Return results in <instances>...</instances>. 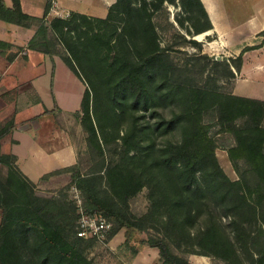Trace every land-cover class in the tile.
<instances>
[{
	"label": "trees",
	"instance_id": "1",
	"mask_svg": "<svg viewBox=\"0 0 264 264\" xmlns=\"http://www.w3.org/2000/svg\"><path fill=\"white\" fill-rule=\"evenodd\" d=\"M195 2L205 19L204 24L195 26V34H198L212 27L200 0ZM50 6L51 0H46L42 18L35 19L22 11L20 0H11L10 6L0 0V19L18 24L37 20L39 24L33 36L24 45L27 51L37 50L52 56L51 31L69 53L60 55L69 70L81 81L88 75L96 84H100V76L105 74L107 87L102 91L106 102L102 106L104 110L90 109L88 88L80 103V121L87 133L86 141L100 158L97 167L83 174L76 162L46 175L72 167L69 184L75 185L83 195L81 210L106 216L112 222L111 235L122 228L123 244L132 252L144 247L156 248L161 264H196L173 252L167 239L171 233L184 232L194 224L198 225L194 235L197 245L210 249L209 252L199 250V253L223 257L228 261L225 264H242L234 258L236 240L231 239L221 217L235 211L250 214L251 219L239 221L238 226L241 224L248 229L252 223L258 225L255 229L249 228L245 245L252 252L251 264H264V100L190 87L191 104L185 111L170 118L161 117L152 125L145 122L137 130L134 116L130 126L112 138L119 151L104 164V146L109 144L104 124L106 120L115 121L119 115L110 106H116L117 101L119 110L134 115L140 108L139 103L143 102L141 109L147 110V101L153 103L158 97L155 93H160L164 86L163 83L161 88L148 91L145 81L146 77L153 79L155 65L163 59L154 25L146 13L145 0H117L105 18L71 13L65 18L47 20ZM112 6L124 9L120 13V26L110 24ZM133 15L135 21L132 22ZM93 21L103 26L90 29ZM85 24L87 30L78 31L81 34L77 38L70 35ZM135 33L144 41V52L138 61L130 57L128 44ZM260 35L264 39V31ZM116 41L121 42L122 47H117ZM10 47L9 42L0 40L1 55H6ZM256 47L243 49L236 57L237 64L231 65L238 70L242 53ZM16 49L15 53L6 55L7 60L11 61L22 47ZM102 49L111 51L109 60ZM117 91L119 98L114 95ZM5 94L1 93L0 97ZM129 95L131 103L127 102ZM210 98H213L210 106L218 112L217 124L235 140L227 154L238 173L236 179L229 178L220 167L214 154V142L201 122L202 104ZM58 111L54 101L52 109L25 122L0 123V140L19 125L51 117ZM74 115L78 117L80 112L76 110ZM179 125H182L180 141L155 145L152 138L155 131L161 129L166 133ZM0 164L7 167L4 176H0V264H95L84 253L93 237L76 233L81 210L74 212V205L70 208L69 202L57 197L38 195L35 183L19 169L14 156L0 153ZM143 185L148 186L149 206L146 213L137 216L130 211L128 198ZM147 220H153V225L162 224L163 229L157 227L158 234L142 235L147 229Z\"/></svg>",
	"mask_w": 264,
	"mask_h": 264
},
{
	"label": "rangeland",
	"instance_id": "2",
	"mask_svg": "<svg viewBox=\"0 0 264 264\" xmlns=\"http://www.w3.org/2000/svg\"><path fill=\"white\" fill-rule=\"evenodd\" d=\"M145 7L146 13L150 15L152 24L154 25L156 40L163 54L162 61L155 65L154 74L151 75L153 79L149 80V78L146 77L145 81L148 91L154 90V88H161L163 83L164 86L160 90V93H155L158 97L155 98L153 103L147 101V110L141 109V104L143 102L139 103L140 108H138L134 115L127 110H119L117 101V105L115 104L116 106H110L111 110L119 113V115L118 119L115 121L106 120L104 124L106 137L109 142L107 147L104 146V164H107L111 160V157L119 151L115 149L112 138L116 137L118 132L121 135L125 128L130 126L134 116L137 117L135 119V125L137 126L135 127L137 130L140 125H143L145 122L152 125L153 122L158 121L161 117L170 118L174 114L185 111L191 104L190 94L188 93L190 87H205L210 91L220 92L222 94H233L235 71L237 72L238 70L231 64H237V55L231 57L221 48L214 47L206 51L203 49V45L206 44L207 41L215 38V36H213V34H204L202 38L198 39L197 36L204 32L195 35V26H201L205 23V19L195 0H184L182 3L181 0H174L173 3L165 0H145ZM122 11H124L122 6L111 7L109 15L112 18L110 20L112 26L121 25L119 19ZM97 12L99 16H103L102 18L107 16L108 13L104 16L106 8L103 2H98ZM133 21H135V16L132 17V22ZM90 25L92 26L90 29L103 26L102 23L96 21H93ZM71 28L75 29L74 25H71ZM83 29L87 30L86 24L80 28H76V31L71 32L70 35L77 38L78 34H81L78 31H84ZM137 35L138 33H135L132 39H128L130 57L136 61L140 59V55L144 52L142 49L144 41ZM50 36L52 39L51 49L54 53L52 57L58 58L62 54L68 56L69 53L67 50L51 31ZM120 44L121 42L119 43V41H116L117 47L122 45ZM101 52L104 53L106 51L102 49ZM106 53L109 60L112 53L110 50ZM48 57L50 61H48L46 65H40L36 69L38 74H41L37 79L38 93L41 100L38 98V102L36 100L37 96L35 95L28 97V100H30L32 104L30 103L31 105L29 104L27 107H23L19 116L33 117L46 109L50 110L53 108V96L51 94L50 79L48 77L49 74H51V70H53L54 62L51 56ZM230 69L233 74L230 72ZM54 70L56 71L57 83L59 84L57 89L61 92L63 97L72 98L74 86L68 78L70 74L69 68L60 61ZM44 71H46L45 74H43ZM101 73L105 72L101 71ZM105 77V74H101V82L100 84L99 82L96 84L88 75L83 76L82 82L84 84V89L88 88L89 90V105L91 110L93 107L97 108L98 111L105 109V107H102L106 104L104 93L102 92L105 87H107ZM104 92H106V90ZM236 92L239 94L253 95L254 88H237ZM114 95L116 98L120 97L118 91ZM26 98L21 97V100H26ZM212 100L213 98H210L203 102V110L200 112L201 122L205 125L208 135L214 142V154L220 167H222L229 178L236 179L238 178V173L232 166L227 154V150L235 145V140L230 132L223 130L217 124L218 112L215 107L210 106ZM127 102L131 103V95L127 97ZM78 111L80 112L78 117L74 115V111L64 113L58 111L53 116L49 117V122L44 125V128L50 133L54 129L66 138H70L77 155L76 166L80 173L84 174L97 167L96 164L100 158L96 156V152L92 150V148H89V144L86 141L87 133L83 129L80 121V107ZM8 121H10V119ZM6 122L7 121L4 123ZM23 125L32 127L35 134L39 133L41 135L45 133L39 130L40 121H34L32 125L30 123ZM24 127L25 126H22V128ZM136 130L134 131L135 135H137ZM152 138L155 145L159 147L169 141L178 142L182 138V125L176 126L174 130L166 133L162 132L161 129L157 130L152 134ZM117 141L120 142L119 139ZM239 163L241 162L239 161ZM71 171L72 167L69 170L53 174L51 181L43 182L41 186L36 188V193L41 196H54L69 202L70 208H72V205L75 206L74 212L79 209L81 210L80 205L83 203V195L80 189L75 185L69 184ZM0 176H4V174L0 173ZM147 193L148 186L143 185L128 198V206L132 214L141 216L146 213L149 206ZM249 219H251L250 214H242L237 211L232 215H224L221 217L222 225L228 231L231 239L234 241L236 240L235 246L237 247V252L234 258L242 264L252 263V252L247 249L245 242L249 238L247 235L249 228L252 230L258 225L252 223L248 229H245L241 224L238 226V222L242 220L247 222ZM59 220H61V217ZM147 223V229L142 235H155L158 234L157 227H159L160 230L163 229V225L160 223H154L155 225H153V220H147ZM197 228L198 225L194 224L189 226L184 232L175 231V233L168 235L167 239L173 252L196 264L227 263L228 261L223 257L198 252L199 250L209 252L210 249L197 245V239L194 237ZM237 232H239L238 235ZM259 237L261 238V236ZM123 239L122 228L113 235H111L109 231L105 232L103 236L90 239L84 253L87 258L91 259L95 264H161L156 248L144 247L138 252H132L123 244Z\"/></svg>",
	"mask_w": 264,
	"mask_h": 264
},
{
	"label": "crops",
	"instance_id": "3",
	"mask_svg": "<svg viewBox=\"0 0 264 264\" xmlns=\"http://www.w3.org/2000/svg\"><path fill=\"white\" fill-rule=\"evenodd\" d=\"M4 1L8 6L11 5V0ZM45 1L20 0V5L23 12L35 19H40L43 16ZM114 1L51 0L46 19L65 18L71 13L102 18L103 16H99L97 12L98 2L104 3L105 16ZM200 2L212 27L203 34L215 36L203 45L205 51L214 47L221 48L233 57L246 47L257 46L242 53V63L238 71H235L233 94L264 100V39L260 35L264 31V0H200ZM38 24L37 20L27 24H18L6 23L0 19V40L7 41L11 45L6 55L15 53L16 47H22V50L15 54L11 61L6 59V55L0 54V94L6 92L4 97H0V123L12 119L20 124L34 117L19 116V113L23 107L32 104L28 97L35 95L37 101L38 98L40 99L37 79L41 74H38L36 69L50 61L49 55L37 50L27 51L24 48ZM52 60L54 67L48 78L51 94L59 112L78 110L85 90L83 82L70 70L68 78L73 83L74 93L72 98L63 97L57 89L59 84L54 70L62 59L59 56L58 58L52 57ZM45 73L46 71L43 74ZM237 88H254V94H239L236 92ZM21 97L27 98L21 100ZM39 121V130L45 132L41 135L35 134L32 127L28 125H19L0 140V153L14 156L19 169L35 183L36 188L43 182L52 180V175H46L50 171L69 167L77 162L75 147L70 138H66L54 129L51 133L46 130L44 125L49 122V117H44ZM32 123L30 122L31 125ZM22 126H25V129ZM6 169V166L0 164L1 174L5 173Z\"/></svg>",
	"mask_w": 264,
	"mask_h": 264
},
{
	"label": "built area",
	"instance_id": "4",
	"mask_svg": "<svg viewBox=\"0 0 264 264\" xmlns=\"http://www.w3.org/2000/svg\"><path fill=\"white\" fill-rule=\"evenodd\" d=\"M112 222L102 214L85 213L81 210L76 221V233L85 237H100L108 232Z\"/></svg>",
	"mask_w": 264,
	"mask_h": 264
},
{
	"label": "bare ground",
	"instance_id": "5",
	"mask_svg": "<svg viewBox=\"0 0 264 264\" xmlns=\"http://www.w3.org/2000/svg\"><path fill=\"white\" fill-rule=\"evenodd\" d=\"M203 35L204 34H200V35L197 36V38L200 39V38H202Z\"/></svg>",
	"mask_w": 264,
	"mask_h": 264
},
{
	"label": "water",
	"instance_id": "6",
	"mask_svg": "<svg viewBox=\"0 0 264 264\" xmlns=\"http://www.w3.org/2000/svg\"><path fill=\"white\" fill-rule=\"evenodd\" d=\"M202 33V32H201ZM198 34H200V33H198ZM198 34H195V35H198ZM195 39V38H194Z\"/></svg>",
	"mask_w": 264,
	"mask_h": 264
}]
</instances>
